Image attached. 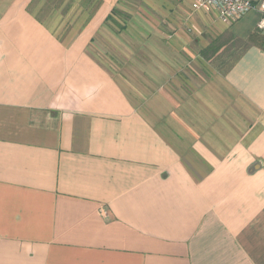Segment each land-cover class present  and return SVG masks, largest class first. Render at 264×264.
I'll use <instances>...</instances> for the list:
<instances>
[{
    "label": "crops",
    "instance_id": "crops-1",
    "mask_svg": "<svg viewBox=\"0 0 264 264\" xmlns=\"http://www.w3.org/2000/svg\"><path fill=\"white\" fill-rule=\"evenodd\" d=\"M190 3L0 0V264H264V49L194 86L184 34L176 59L101 54L119 12L256 33Z\"/></svg>",
    "mask_w": 264,
    "mask_h": 264
},
{
    "label": "rangeland",
    "instance_id": "rangeland-1",
    "mask_svg": "<svg viewBox=\"0 0 264 264\" xmlns=\"http://www.w3.org/2000/svg\"><path fill=\"white\" fill-rule=\"evenodd\" d=\"M69 2V8L72 7L71 9H77L75 8V6H73L72 1ZM91 4V8H93L94 3ZM88 8H90V6H88ZM172 19L174 20L172 26L169 25L167 19H163L161 28H165H163L164 30H161L160 34L148 33L147 35H139L137 33L135 34L133 30H127L126 26L129 25L130 19L127 14L119 12L114 16L115 24H113V26L111 24L110 28H107L108 31L114 35V37L119 36V42L114 40L115 38L112 39L113 36H105L103 38L104 47L103 49H101V54H103L107 58L112 56V51L110 49H112V42H114L119 44V50L117 51L115 49L114 52L117 54L119 53L118 56L121 59L128 56V48L130 45L131 51H134L136 49L137 53H144V55L148 56L149 58L169 57L176 59L182 56L180 54L181 52L177 53V49L175 48V50H172L173 48H171L169 45L177 46L178 43L184 42L182 39V36L184 34V36H187L188 39H190L189 44L191 46H194L196 44L197 47L194 49H189L190 52H194L191 55L185 54L186 59L190 62L189 65H186L184 67L177 66L176 68H178L179 73H182V71H184L183 75H186L188 73L190 75L193 74L194 76H196L194 77V80L189 81V83L194 86L203 83V80L208 78L209 75H213L214 73L218 74L219 69H224L225 65L227 66V63L236 58V56L249 45L248 40H240L237 39L235 35L230 34V29H232L231 26L236 24V22L231 23V26L229 25L230 32H228V34L219 36L221 29L218 27V23L215 24V26L212 24L208 27L206 23L197 21V24H193L194 26H186L181 19H178V21H176L175 18ZM252 19V14H247V16L244 17V19H242L236 27H238V29L245 30L251 25ZM146 21L153 28H155L156 25L160 23L159 18H147ZM148 30L151 29L148 28ZM234 30H236V28ZM258 31L259 30L256 29V32ZM213 35H215V37L217 38V42L214 43L210 48L209 53H207L206 55L202 54L204 57H211V59L207 60V62H198V58H203V56L201 55V53L203 52L202 49H200L202 47V44L210 43L213 40ZM145 36H147L148 38L143 39V37ZM134 37L136 40L134 39ZM165 48H168L169 51H167ZM140 49H142L141 52H139ZM192 59H194L195 62H192Z\"/></svg>",
    "mask_w": 264,
    "mask_h": 264
},
{
    "label": "built area",
    "instance_id": "built-area-1",
    "mask_svg": "<svg viewBox=\"0 0 264 264\" xmlns=\"http://www.w3.org/2000/svg\"><path fill=\"white\" fill-rule=\"evenodd\" d=\"M192 11H215L225 24L239 21L250 12L256 11L260 18L256 28L264 30V0H190Z\"/></svg>",
    "mask_w": 264,
    "mask_h": 264
},
{
    "label": "trees",
    "instance_id": "trees-1",
    "mask_svg": "<svg viewBox=\"0 0 264 264\" xmlns=\"http://www.w3.org/2000/svg\"><path fill=\"white\" fill-rule=\"evenodd\" d=\"M116 11V10H114ZM258 30V29H257ZM263 31V30H262ZM264 35L260 32V30L258 32H256L255 34H252L249 39H248V43L249 44H254V45H258L259 47L264 49Z\"/></svg>",
    "mask_w": 264,
    "mask_h": 264
}]
</instances>
